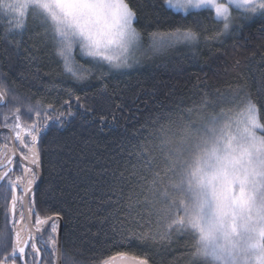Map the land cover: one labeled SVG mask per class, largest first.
Here are the masks:
<instances>
[{
  "label": "trees",
  "instance_id": "trees-1",
  "mask_svg": "<svg viewBox=\"0 0 264 264\" xmlns=\"http://www.w3.org/2000/svg\"><path fill=\"white\" fill-rule=\"evenodd\" d=\"M131 2L136 5L138 0ZM139 2L145 7L140 9L141 18L135 26L141 31L142 48L150 52L149 62L118 73H108L105 65L108 74L103 79L96 69L82 82L63 71V60L43 29L26 27L23 18L24 30H14L21 16L9 18L0 8V101L5 100L0 107V126L14 133L17 126L32 128L49 104L57 112L70 110L74 114L65 117L63 127L53 125L43 133L36 148L42 183L34 195L33 214L63 220L62 264L69 256L73 264H104L119 256L147 260V264H192L194 242L188 235L173 233L164 243L126 238L119 223L125 220V200L122 198L119 206L109 203L110 198L116 200L110 186L121 173L125 196L136 184L131 173L138 163L137 146L146 138L158 143L160 125L153 128L149 121L144 126L149 117L173 113L199 126L206 111L238 110L243 98L250 95L264 123V17L243 19L233 10L235 19L229 30L210 39L223 29V22L212 11L183 15L168 8L164 0ZM181 26L198 32L199 40L176 43L158 53L150 50L149 33L170 32ZM76 60L92 67L90 58ZM210 102H215L214 109ZM24 103H39L41 117L28 112ZM9 142L3 133L0 146ZM154 155L162 165V154L154 151ZM16 177H8L0 185V260L9 256L13 242L11 204ZM124 227L136 231L148 228L142 229L138 223H125Z\"/></svg>",
  "mask_w": 264,
  "mask_h": 264
},
{
  "label": "snow or ice",
  "instance_id": "snow-or-ice-1",
  "mask_svg": "<svg viewBox=\"0 0 264 264\" xmlns=\"http://www.w3.org/2000/svg\"><path fill=\"white\" fill-rule=\"evenodd\" d=\"M164 4L185 14L190 9L214 11L215 18L223 21V29L210 39H218L229 30L235 19L233 9L243 19L264 17V0H164ZM143 7L139 0L136 5L131 0H17L16 3L0 0V8L19 10L22 19L16 21L14 30H24L23 18L29 14L39 21L43 35L50 37L56 54L63 60V71L77 82L89 79L96 69L103 79L108 73H118L140 63L139 57L131 53L141 47V31L135 24ZM149 36L153 53L176 43H195L200 38L198 32L183 26L170 32H151ZM77 49L82 57L90 58L92 67L86 68L76 60ZM105 65L108 73L104 71ZM13 99L19 102L22 98ZM22 106L41 117L39 103ZM209 107L214 109L215 102H210ZM72 115L70 110L57 112L53 105H47L42 119L32 125L29 133L32 144L36 145L53 125L63 127L67 123L65 117ZM199 119L196 126L195 121L173 113H162L155 119L149 117L144 126L149 121L153 128L160 125L156 133L158 143L146 138L144 144L137 146L138 163L133 165L131 173L137 178L136 184L125 196L121 173L109 189L116 200L110 198L108 202L119 206L121 199L125 200V220L119 223L122 232L127 233L126 238L164 243L171 240L173 233H182L194 242L190 253L192 264H264V123L260 109L246 95L238 110L206 111ZM162 120L167 123L161 124ZM154 151L162 154V165ZM31 163L33 168L28 169L22 189L29 200L32 186L39 178L37 151H33ZM2 180L4 177L0 176ZM12 199L15 201L16 197ZM118 210L114 209L112 215ZM46 223L37 217V225ZM125 223L148 228L146 231L125 229ZM48 228L50 237L43 249L35 242L38 237L29 234V239L23 240L17 232V244L0 264H6L7 260L12 264L25 261L26 247L32 250L33 264H37L35 257L40 252L55 257L60 251L56 222L48 224ZM36 231L40 233L41 228ZM66 264H73L70 256ZM139 264H147V260L141 259Z\"/></svg>",
  "mask_w": 264,
  "mask_h": 264
},
{
  "label": "flooded vegetation",
  "instance_id": "flooded-vegetation-1",
  "mask_svg": "<svg viewBox=\"0 0 264 264\" xmlns=\"http://www.w3.org/2000/svg\"><path fill=\"white\" fill-rule=\"evenodd\" d=\"M0 129L5 130L7 128H2L0 126ZM3 133H6L9 136V140H10L9 144H10V146L7 143L2 145V146H0V151H1L0 153H5L6 151H8L10 149L11 150V154L8 155L6 158H5V156L0 157V161H1L0 167L4 166L6 163L10 162V164L8 165L7 168H5L2 171H0V174H1V176H3L4 173L11 167H12V171L9 173V175L6 178L14 176L15 174H17V177H16L17 179L14 180L13 186H17V187H15V189L17 190L18 201H17V204H16L15 207H16V210L18 212V215L17 216L15 215L14 219L11 218V221L15 223V227H12L10 225L11 228H12V233H10V236L13 239L12 240L13 241L12 242V247H11V250H10V253H11L14 245L17 244V239H16L17 232L20 233V236H21V238L23 240H28L29 239V232H28V228H27V222H26V218H25V215H24V199H25V195H24V192L22 191V189H24V187H25L26 179H27L28 174H29L28 173V169H30V167L25 165L23 162H21V160H19L15 156L14 150H13V147H12L11 135L8 132H6V131H2L0 136ZM13 134H15V133L13 132ZM4 147H6V148H4ZM4 149H6V150H4ZM16 149H17V152H18L19 156L26 163H28L29 165H32L31 158H32V153L35 150V145L32 144L31 135L27 134L24 137H20L19 136V142L18 143L16 142ZM38 169L40 170V160H39V168ZM12 189H13V187H12ZM35 192L32 194V198L28 202V210H29L30 220L32 222L33 228L36 231L37 228L40 227L41 228V232H42L44 230V228H45V224L44 225H37L36 224V219L39 216H35L33 214V211H35L34 210V201H33ZM12 193H13L12 194V197H13L14 196V191L13 190H12ZM30 209H31V211H30ZM53 217H56V216L46 217V218H43L41 220L42 221H47V220H49V218H53ZM55 222H56L58 230H59V222L58 221H55ZM62 222H63V220H62ZM63 227H64V223H63ZM36 233H37V231H36ZM36 233H35L33 238L37 237ZM57 234H58V232H57ZM57 234H56V240H57ZM49 237H50V228H48L47 232L43 236H41L38 239H36L35 242L37 243L39 248L43 249L46 246V242L49 241ZM62 237H63V228H62ZM47 246L50 248L51 244L49 243ZM35 258H36L37 264H57V254L54 257L50 253L40 252V253H38L36 255ZM24 262H25L24 264H33V261H32V250H30L28 247H27L26 257H25V261ZM6 264H12V261L11 260H7ZM16 264H22V262L21 261H16ZM104 264H131V263H127V261L126 262H122V261H119V260L117 261V259H114V260H111V262H110V260H108Z\"/></svg>",
  "mask_w": 264,
  "mask_h": 264
},
{
  "label": "water",
  "instance_id": "water-1",
  "mask_svg": "<svg viewBox=\"0 0 264 264\" xmlns=\"http://www.w3.org/2000/svg\"><path fill=\"white\" fill-rule=\"evenodd\" d=\"M5 103V100L2 98L1 101H0V107H2ZM18 129V128H17ZM2 131H6L8 132L10 135H11V140H12V147H13V150H14V154L15 156L21 160V162H23L25 165H27L28 167L30 168H33L32 165H29L28 163H26L18 154L17 152V149H16V142L18 143L19 142V136L20 137H24L25 135L29 134L30 132L24 134V133H18L17 130L15 131V133L18 134V138L16 139V136L15 134H13L12 131H10L9 129H5V130H2L0 129V134L2 133ZM37 144L35 145V150L36 151L37 149ZM3 160V159H2ZM10 164V162L6 163L4 166L0 167V171H2L3 169L7 168L8 165ZM38 170L39 172V178L37 180V182L35 183V185L33 186V193L39 188V186L41 185L42 183V173H41V170L39 169H36ZM12 171V167L9 168L2 177H4V180L6 179V177L9 175V173ZM0 181V185L3 183V181ZM32 193V194H33ZM14 196L16 197V200L13 201V203L11 204V218L14 219L15 218V211H16V204H17V201H18V196H17V190L15 189L14 191ZM30 200L28 199V197L25 196V199H24V215H25V218H26V222H27V228H28V232L29 234H31L32 237H34L36 231L35 229L33 228V225H32V222L30 220V215H29V210H28V202ZM53 221H58L59 222V230H58V234H57V241H58V248L60 249L59 253H57V264H62V228H63V222H62V219L59 217V216H56V217H53L49 220H47V223L45 224V228L42 232L40 233H36L37 237H41L43 236L47 230H48V224L52 223ZM25 251H27V247L25 249ZM114 259H117V261H122V262H126L127 263H131V264H139V261L137 260H134V259H130V258H126L124 256H119V257H115V258H112L110 259V262L111 260H114ZM22 264H24L25 262L24 261H21Z\"/></svg>",
  "mask_w": 264,
  "mask_h": 264
},
{
  "label": "rangeland",
  "instance_id": "rangeland-1",
  "mask_svg": "<svg viewBox=\"0 0 264 264\" xmlns=\"http://www.w3.org/2000/svg\"><path fill=\"white\" fill-rule=\"evenodd\" d=\"M6 2L7 3H16L17 2V0H6ZM222 2H224V0H222ZM171 10H173V9H171ZM202 10H210V9H199V10H196V9H190L189 10V13H192V12H199V11H202ZM234 10V9H233ZM233 10H232V16H233ZM174 12H176L175 10H173ZM210 11H212V10H210ZM213 12V14H214V16H215V13H214V11H212ZM5 13H6V15L9 17V18H11V16H17V18H19L20 17V15H19V10H15V11H8L7 9H5ZM176 13H178V12H176ZM188 13V14H189ZM181 14H183V15H187V14H185V13H181ZM24 19H25V21H26V27H28V28H33V29H36L37 27L38 28H41V29H43L42 27H40V25H39V21L38 20H36L35 18H34V16L33 15H31V14H29V15H27L26 17H24ZM218 21H222L221 19H219V18H216ZM223 22V21H222ZM15 26L16 25H14V28H15ZM38 31V30H37ZM131 55H133V56H136V57H139V59H140V63H138V64H133V66L132 67H130V68H125V69H128V70H131V69H135V68H138V67H141V66H143L144 64H146V63H148L149 62V60H150V52L148 51V50H145L144 48H142V46L140 47V49H139V51H136V52H133V53H131ZM76 58H84V57H82L80 54H79V50L77 49L76 50ZM131 62V61H130ZM125 69H121L122 71L123 70H125ZM120 70V71H121ZM18 128V129H17ZM17 130V132L18 133H24V134H26V133H28V132H30L31 131V128H25V127H22V126H17L16 128H15V131ZM15 136H16V139L18 138V134L17 133H15ZM4 148H6V147H4ZM11 148V147H10ZM2 150V149H1ZM4 150H6V149H4ZM3 150V151H4ZM1 152V151H0ZM7 152V153H6ZM5 153H0V157H3V156H5V158L8 156V155H10L11 154V150L9 149L8 151H6ZM39 218L40 219H43V218H46L45 216H39Z\"/></svg>",
  "mask_w": 264,
  "mask_h": 264
}]
</instances>
